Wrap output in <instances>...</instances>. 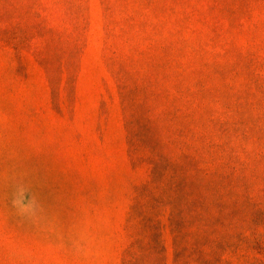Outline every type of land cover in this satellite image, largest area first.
I'll return each mask as SVG.
<instances>
[{"label":"rangeland","instance_id":"374dc122","mask_svg":"<svg viewBox=\"0 0 264 264\" xmlns=\"http://www.w3.org/2000/svg\"><path fill=\"white\" fill-rule=\"evenodd\" d=\"M0 264H264V0H0Z\"/></svg>","mask_w":264,"mask_h":264}]
</instances>
